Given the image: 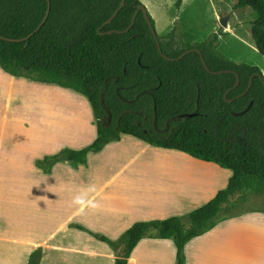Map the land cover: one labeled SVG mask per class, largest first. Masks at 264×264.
<instances>
[{"label": "trees", "instance_id": "16d2710c", "mask_svg": "<svg viewBox=\"0 0 264 264\" xmlns=\"http://www.w3.org/2000/svg\"><path fill=\"white\" fill-rule=\"evenodd\" d=\"M121 2L50 0V14L41 29L19 42L7 38L20 39L35 31L49 2L0 0V65L12 75L81 93L92 106L96 139L82 149L64 147L37 161L49 171L58 161L86 163L90 152L102 150L123 134L233 171L226 188L186 215L137 221L115 240L94 234L114 250L113 264H129L145 237L172 239L176 264H185L190 240L220 218L241 214L249 192L264 194V75L258 66L237 63L219 51L221 29L194 44L183 41L176 27L159 38L163 53L170 57L197 48L211 71L230 72L212 73L197 51L182 59H166L142 10L126 31L139 6H144L141 0H126L106 24ZM234 9H252L251 34L264 56V0H237ZM237 74L240 84L234 87ZM252 77V87L242 95ZM38 255L35 251L29 264H38Z\"/></svg>", "mask_w": 264, "mask_h": 264}, {"label": "crops", "instance_id": "0c3cea01", "mask_svg": "<svg viewBox=\"0 0 264 264\" xmlns=\"http://www.w3.org/2000/svg\"><path fill=\"white\" fill-rule=\"evenodd\" d=\"M219 30L215 28L212 32ZM0 76L7 77L8 84L17 79L34 82L41 88L35 89L42 92L44 102L51 106L57 105L59 87L71 90L12 75L1 65ZM1 87L0 96L5 91ZM12 140L9 127L0 130V264H29L35 251L39 252L38 264H113L115 252L94 234L115 240L137 221L186 215L226 188L233 175L231 169L215 162L177 149L154 146L130 134H123L99 152L89 153L86 163L58 161L49 171L37 161L57 154L60 149L45 155L33 151L27 154L25 148L13 146ZM126 153L128 159L107 173L114 163L112 157L120 163V155ZM154 156L159 160L157 170L188 177L177 179L158 201L149 202L137 199L134 194L137 185L146 182L145 172L151 167L146 161ZM92 158L96 161L92 162ZM220 182L223 184L219 185ZM260 218L264 220V214ZM150 239L153 240L143 239L138 243L129 264H139V253L144 259H154L145 264H157L155 259L159 254H145L143 243L155 250L169 244L173 262L170 239ZM212 245V239L196 244L195 264H203L204 258H214Z\"/></svg>", "mask_w": 264, "mask_h": 264}, {"label": "rangeland", "instance_id": "374dc122", "mask_svg": "<svg viewBox=\"0 0 264 264\" xmlns=\"http://www.w3.org/2000/svg\"><path fill=\"white\" fill-rule=\"evenodd\" d=\"M141 2L154 21L158 36L164 37L173 27H176L185 42L194 44L206 40L215 28H220L223 35L220 39L219 51L237 63L258 66L264 75V56L257 50L251 34L252 9L235 10L234 5L237 0H141ZM225 15L229 16L227 28L220 24V17ZM7 81V77L0 76L1 89L5 87L3 95L0 96V113L3 115H0L2 123L0 130L3 132L6 126L9 127L13 146L25 148L27 154L33 151L38 155H45L57 149L61 150L65 146L81 149L94 142L97 137L96 118L85 95L59 87L57 89L59 97H56L57 105L51 106L44 102L42 92L35 89L41 90V88L34 82L17 79L16 82L12 81L8 84ZM63 94L64 98H61ZM52 140L54 142L50 143ZM127 159V153L120 155L118 159L120 163L112 157L114 163L107 173L113 172L116 166ZM91 161L95 162L96 159L92 158ZM158 161V156L146 161L151 167L145 172L146 182L136 187L134 196L137 199H145L149 202L158 201L163 193L173 188L177 179L188 177L185 174L178 176L168 172L169 170L167 172L157 170ZM242 208L241 214L220 218L214 227L190 240L186 245V264H195L196 244L207 239H212L211 252L214 258L209 260L204 258L203 264H243L244 259L242 260L240 256L242 250L238 245L236 231L238 225L247 224L243 222L247 220L257 221L262 225V247L260 243L258 245L252 242L245 243L250 245L252 251L255 249L254 252L259 251L261 247L262 260L260 262L264 264V220L260 218L264 214V194L249 192L247 202L242 204ZM255 228L248 227L250 231ZM145 238L143 239L153 240L150 237ZM169 241L174 248L173 262L170 258L172 247L170 248L169 244H162L158 250L150 249L151 245L146 243L142 246L147 255L159 254L160 257L155 259L157 264H175L177 260L175 243L172 239ZM138 260L139 264H145L154 259H144L139 253Z\"/></svg>", "mask_w": 264, "mask_h": 264}, {"label": "water", "instance_id": "95a60500", "mask_svg": "<svg viewBox=\"0 0 264 264\" xmlns=\"http://www.w3.org/2000/svg\"><path fill=\"white\" fill-rule=\"evenodd\" d=\"M48 2H49V8H48L47 14H46V16L44 17L42 23L37 27V29H36L35 31H33V32H32L31 34H29L28 36L23 37V38H20V39H11V38H7V40H10V41H19V42H20V41H26V40H28L31 36H33L37 31H39V30L41 29V27L43 26V24L46 22V20H47L49 14H50V0H48ZM125 3H126V0H122L121 5L119 6V8L114 12V14L112 15V17H110V18L107 20L106 24L112 22V20L117 16V14L120 12V10L125 6ZM140 10L143 11L144 16H145V18H146V20H147V22H148V24H149V26H150V28H151V31H152V33H153V35H154V37H155L156 42H157L159 52H160V53H161L166 59H168V60H172V61H173V60H177V59H182V58L185 57L186 54H188V53H190V52H192V51H197V52L200 53L201 58H202V61H203L204 65H205V67H206L208 70H210V68H209V66H208V64H207V62H206V60H205V58H204V55H203V53L201 52L200 49H197V48L189 49V50L185 51L183 54H181L178 58L170 57V56L164 54V53H163V50H162V47H161L160 38H159V36H158V34H157V32H156V29H155L154 24H153V22H152L151 16H150V14H149V12H148V10H147V8H146L145 6H139V9H138L137 12L134 14V17H133V19H132V23H131V25L127 28L126 31H128V30L134 25L135 20H136V17H137V15H138V13H139ZM228 21H229V16H228V15L221 16V17H220V24H221L222 27L227 28V27L229 26ZM109 33H112V31H110ZM210 71H211V70H210ZM211 72L214 73V74H222V73H228V72H230V70H220V71H211ZM261 77L263 78V76H261ZM239 84H240V76L237 74V82H236V84H235L234 87L238 86ZM252 85H253V77L251 78V81H250V84H249L247 90H246L242 95H245V94L250 90V88L252 87ZM228 93H229V91L225 94V99H226V100H227V95H228ZM239 97H241V95H240ZM228 101H229V102H232V100H228ZM236 114H242V113H236ZM193 115H194V114H189L188 117H192Z\"/></svg>", "mask_w": 264, "mask_h": 264}, {"label": "bare ground", "instance_id": "6f19581e", "mask_svg": "<svg viewBox=\"0 0 264 264\" xmlns=\"http://www.w3.org/2000/svg\"><path fill=\"white\" fill-rule=\"evenodd\" d=\"M223 182H220L219 185H222ZM246 222L247 224L243 225L242 223ZM242 225H238L236 235L238 236V241L241 250H242V260L243 264H262L260 260H262V252L261 247L263 245V232H262V225L260 222L258 223L253 222L252 220L243 221ZM251 226L252 228H255L253 231H250L248 227ZM239 229V230H238ZM240 231V234H239ZM237 241V240H236ZM245 242H248L249 244L252 242L255 245H258L260 243L259 251L256 252L255 249L252 251L250 245H247ZM255 259V260H254ZM257 261V262H256ZM241 262V261H240Z\"/></svg>", "mask_w": 264, "mask_h": 264}, {"label": "clouds", "instance_id": "9594fccd", "mask_svg": "<svg viewBox=\"0 0 264 264\" xmlns=\"http://www.w3.org/2000/svg\"><path fill=\"white\" fill-rule=\"evenodd\" d=\"M38 186V185H37Z\"/></svg>", "mask_w": 264, "mask_h": 264}]
</instances>
